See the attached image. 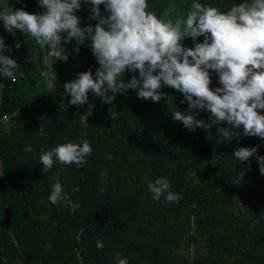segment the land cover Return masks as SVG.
<instances>
[{"label":"trees","instance_id":"trees-1","mask_svg":"<svg viewBox=\"0 0 264 264\" xmlns=\"http://www.w3.org/2000/svg\"><path fill=\"white\" fill-rule=\"evenodd\" d=\"M193 2L225 12L244 0H147V11L162 19L186 18ZM8 6L32 13L35 0H8ZM91 7L82 2L75 13L81 27L96 23L89 19ZM100 11L106 17L103 5ZM0 38L12 49L3 54L25 73L16 83L0 76V117L8 116L0 123V264H117V254L128 264H189L190 245H197L192 264H264V175L256 161V155L264 156V140L244 137L242 126L239 143H220L217 126L189 131L172 120V111L185 112L187 102L166 86L159 102L138 99L129 89L107 104L89 91L92 110L87 123L82 122L89 104H69L63 85L79 72L94 75L99 67L89 42L79 45V53L73 51L75 40L62 42L67 62L49 58L48 65L34 66L32 55L39 45L30 37L19 30L8 33L0 21ZM181 43L194 46L191 38ZM49 67L57 76L52 92L41 76ZM209 71L210 87H219ZM132 75L138 72L126 71L124 81ZM208 116L198 112L195 118L207 121ZM84 140L92 152L83 166L53 158L52 169L43 171L41 154ZM27 146L33 151L25 152ZM239 147H257V153L238 162L232 155ZM53 175L67 196L56 205L48 200ZM160 177L180 196L178 203L166 204L163 196L152 199L147 184ZM69 203L76 208L71 210ZM97 239L102 250L95 247Z\"/></svg>","mask_w":264,"mask_h":264},{"label":"clouds","instance_id":"clouds-1","mask_svg":"<svg viewBox=\"0 0 264 264\" xmlns=\"http://www.w3.org/2000/svg\"><path fill=\"white\" fill-rule=\"evenodd\" d=\"M90 4L89 19L94 25L80 26L75 15L81 3ZM103 5L106 17L101 14ZM42 13H28L22 8L13 10L7 3L0 10L4 29L15 35L19 30L25 37L35 40L47 57L67 62L68 54L62 47L76 41L73 49L88 41L92 55L99 67L94 75L91 70L79 72L77 78L64 83V93L70 95L69 104L81 107L89 104L88 93L99 97L102 103L112 104L117 93L135 90L138 99L159 102L165 98L162 86L176 90L187 102L185 112L172 111V120L184 128L207 131L217 126L220 143L233 139L239 143L241 126L244 137L264 140V0H244L233 4L227 11L193 2L186 18H158L147 11V0H38ZM203 42H196L198 37ZM191 38L194 46L185 47L181 42ZM15 48L21 43L15 41ZM11 52L0 38V75L16 83L24 78L21 66L10 56ZM218 78L219 87L211 88L210 71ZM137 73L125 82L124 73ZM48 92L56 90L57 76L52 67L41 72ZM4 85L0 84V88ZM111 95H107V93ZM92 105L89 104L91 114ZM198 112H208V120L196 119ZM85 122L87 121V116ZM221 122L226 127H219ZM87 123V122H86ZM83 135H87L84 132ZM32 152L31 146L24 149ZM92 152L87 140L81 143L58 144L39 156L43 171L52 169L54 159L62 165L83 166L85 157ZM257 147H239L232 158L238 162L249 161ZM259 172L264 175V156L256 155ZM250 167V165H249ZM48 200L58 204L67 196L53 175ZM152 199L165 203H178L180 196L169 190L164 177L147 184ZM77 189H73L76 191ZM83 234L81 229L80 235ZM95 247L104 245L97 239ZM117 264H128L127 258L116 256Z\"/></svg>","mask_w":264,"mask_h":264},{"label":"built area","instance_id":"built-area-1","mask_svg":"<svg viewBox=\"0 0 264 264\" xmlns=\"http://www.w3.org/2000/svg\"><path fill=\"white\" fill-rule=\"evenodd\" d=\"M37 9H38V0H35V7L34 9L32 10V13H35L37 12ZM1 78H5L1 75ZM92 110V108H91ZM88 113H89V105L86 106V108L84 109V113H83V116H82V122L85 121V117L84 116H88ZM8 121V116H2L0 117V123L2 122H7ZM3 178V164H2V160L0 158V180ZM76 204L74 203H69V208L71 210H73L74 208H76ZM190 233L193 234L194 233V228L192 227L191 230H190ZM197 245H190L188 246L187 248V252H186V256H187V260H188V263L189 264H192V261L194 259V254H195V251L197 250L196 248ZM200 248H205L204 244H200ZM74 255H75V258L76 260H78V262H82L81 260V253L80 251L77 249V248H74Z\"/></svg>","mask_w":264,"mask_h":264},{"label":"rangeland","instance_id":"rangeland-1","mask_svg":"<svg viewBox=\"0 0 264 264\" xmlns=\"http://www.w3.org/2000/svg\"><path fill=\"white\" fill-rule=\"evenodd\" d=\"M7 2L5 0H0V9L2 10L3 6L6 4ZM43 12V9H41L39 6H38V9H37V12L35 13H42ZM31 42H35L34 39L31 38L30 40ZM32 59H33V64L34 66H39V64H45V65H48L49 64V58L47 57V54L43 53L42 49L39 48V46L35 49V51L33 52V55H32ZM1 76V75H0ZM9 80V79H8ZM10 83H12L11 80H9ZM70 96V95H68ZM66 96V97H68ZM65 97V98H66ZM66 100V99H65Z\"/></svg>","mask_w":264,"mask_h":264}]
</instances>
